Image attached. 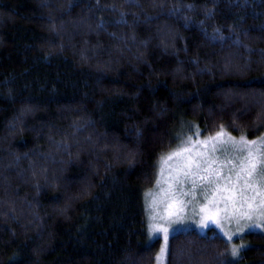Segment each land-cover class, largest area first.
Instances as JSON below:
<instances>
[{
	"label": "trees",
	"instance_id": "1",
	"mask_svg": "<svg viewBox=\"0 0 264 264\" xmlns=\"http://www.w3.org/2000/svg\"><path fill=\"white\" fill-rule=\"evenodd\" d=\"M262 27L264 0H0V264H154L143 192L177 135L264 130ZM249 241L232 263L177 232L166 264H264Z\"/></svg>",
	"mask_w": 264,
	"mask_h": 264
},
{
	"label": "snow or ice",
	"instance_id": "2",
	"mask_svg": "<svg viewBox=\"0 0 264 264\" xmlns=\"http://www.w3.org/2000/svg\"><path fill=\"white\" fill-rule=\"evenodd\" d=\"M129 3L133 4L134 0H129ZM135 6L139 7L138 4ZM213 14L214 9H206V17L211 18ZM117 23H126L124 13ZM216 38L225 39L219 29L215 30L213 39ZM234 43L239 44V40ZM261 55L264 57V50H261ZM195 135H202L198 128ZM186 142L193 144V136H187ZM194 143L202 150L193 154V147H181L162 158L169 169L163 180L167 187H161L159 192L150 190L145 193V211L152 222L149 241L157 239V234L163 239L156 255L157 264H162L170 251V239L178 231L173 225L183 224L189 209L193 216L200 218L198 228L215 225L228 241L245 229L264 231V136L248 139L246 134H242L237 139L221 125L214 135L204 140L196 139ZM174 158L175 163L169 164ZM163 172L161 169V175ZM160 183L158 179L157 185ZM188 185L190 187H186ZM233 222L235 231L231 227ZM246 247L245 244H232L228 254L232 260L238 261Z\"/></svg>",
	"mask_w": 264,
	"mask_h": 264
},
{
	"label": "rangeland",
	"instance_id": "3",
	"mask_svg": "<svg viewBox=\"0 0 264 264\" xmlns=\"http://www.w3.org/2000/svg\"><path fill=\"white\" fill-rule=\"evenodd\" d=\"M196 130H197V128L195 126H193L191 128V131L189 133H188V131H186L183 134L177 135V137H176L177 140H176V143L174 144V146L168 152H166L165 154H163L158 159L155 181H154L153 185L150 188L146 189L143 192L144 209H145V204H146V198H145V193L146 192H148L150 190L152 192H159V190H160L161 187H167V185L163 183V180H164V178L167 177V174H168L169 169L164 165L162 158L163 157H166L172 151L179 150V148H181V147H193V154H194L195 151L202 150L200 145H196L194 143L196 139L204 140L205 138H207L209 136H212V135H214L216 133L215 132L213 134H208V135H203L202 134L199 137H196V135H195ZM200 133H201V131H200ZM189 135H192L193 136V144H188L186 142L187 136H189ZM231 135L234 136V137H236L237 139H239L240 135H242V134H238V135L231 134ZM260 136H264V130L259 135L255 136V137H247V138L248 139H256V138H258ZM174 163H175V158H174L173 161H170L169 162V164H174ZM161 169H164L163 175H161ZM158 179L161 180L160 185H157V180ZM186 187H190V185H188ZM201 202H203L202 198H201ZM145 215H146L147 231H148V238H149L150 237L149 225L152 222L148 219L149 213H146V211H145ZM199 219H200L199 216L198 215L197 216H193L191 214V209H189L188 210L187 217H186L184 223L183 224H175V225H173V227L178 230L177 232L193 230V231H195L197 233H200V234H207L209 230H214L217 234H219L220 236H222L224 238V240L227 242V245H228V249H227V260L230 261V262H232V263H236L237 262V261L232 260V258L228 254V250L230 249V247L232 246V244H235L237 246H239L240 244L247 245V247L242 250V253H243L246 249H248L251 246L250 241H249V234H251V233H263L264 232V231H261L260 229H252V230L245 229V231L242 234L235 235L233 237L232 241H228L227 237L224 236V234L220 231V229H218L215 225H209V227L206 228V229H200V228H198L197 227V224L199 222ZM231 227H232V230L235 231V229H236L235 222H233V224H232ZM157 236H158V238L160 240V243H159V247H158V250L156 252V255H157V253L160 250L161 244L163 243L162 236H160L159 234H157ZM241 236L243 237L242 239H241ZM166 258H167V256H166ZM166 258L164 259V261H162V264H166ZM154 264H157L156 256H155V263Z\"/></svg>",
	"mask_w": 264,
	"mask_h": 264
}]
</instances>
